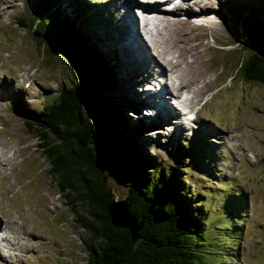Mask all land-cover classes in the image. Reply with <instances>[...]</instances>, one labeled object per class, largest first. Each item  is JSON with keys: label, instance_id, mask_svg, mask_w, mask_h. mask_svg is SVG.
<instances>
[{"label": "rangeland", "instance_id": "374dc122", "mask_svg": "<svg viewBox=\"0 0 264 264\" xmlns=\"http://www.w3.org/2000/svg\"><path fill=\"white\" fill-rule=\"evenodd\" d=\"M5 1V5H0V264H88L86 243L95 246L97 243L77 223L81 217L86 218V207L79 205L74 208L75 213L67 204L68 198L59 191L45 156L51 145L56 144L54 138L29 116L69 89H82V112L87 116L96 92L87 83L78 81L79 62L89 66L86 49L109 63L114 76L111 81L116 86L117 65L110 62L107 53H115L124 60L120 53L93 44L90 34L97 37L99 33L91 28L85 32L89 35L87 42L93 44V49L106 53L93 50L91 45L85 49L81 42V46L72 43L78 42V36L85 39L80 32L85 23L110 33L108 24L114 25L118 19L117 9L110 4L113 0H49L52 8L41 0ZM232 1L221 6L212 0H200L202 6L195 4L197 14L193 13L196 8L187 6L190 16L201 18L193 23L204 27L185 24L178 16L170 20L166 15H158L167 21V24L160 21L161 31L156 29L162 33L150 28L149 34L144 35L150 41L151 51L158 48L154 53H161L160 61L148 59L156 69H164V65L168 67L166 61L176 60L180 71L186 74V82L192 83L197 78L196 71L201 69L210 83L198 95L178 88V95L187 97L188 105L179 109L188 130L175 138L165 137L172 127L165 125L166 129L155 121L149 127L152 130H147L148 126L144 129L143 125L140 130L132 109L140 104L139 96L135 93L128 96L121 86L117 90L111 85L114 90L106 88L100 97L103 103L110 104L113 100L116 104L126 126L123 137L131 140L142 163L150 167L145 171L152 174L155 168L172 172L178 187L183 189L181 199L199 212L190 240L199 258L206 264H264V85L245 83L244 73L239 71L241 60L259 55L264 60V0H259L261 8L254 10L252 5L251 11H244L247 14L237 11L247 5ZM69 5L71 12L66 10ZM50 8L48 18L53 16L54 28L65 17L77 16L76 22L70 24L72 36L75 34L77 39L55 32L48 18L42 25V30L50 33L47 41L42 44L33 39L28 28H36V19ZM95 9L93 15L91 11ZM200 10L209 13L201 15ZM84 12L90 16L88 19L80 17ZM99 14L101 20L97 19ZM18 23L28 28L23 29ZM174 44L179 53H163ZM48 45L54 47L52 52ZM141 60L138 66L149 70L147 59ZM125 64L130 76L131 66L126 60ZM165 76L169 86L173 74L167 71ZM200 80L196 81L195 89L201 88ZM124 81L131 85L129 77ZM131 86L134 90V85ZM151 107L157 109L156 105ZM145 111L146 114L144 108L138 107L140 120L155 119L150 110ZM189 112L194 113V122L189 120ZM29 121L34 129H41L49 137L50 145L40 146L38 133L27 126ZM107 184L117 199L128 193L121 174L107 173Z\"/></svg>", "mask_w": 264, "mask_h": 264}, {"label": "trees", "instance_id": "16d2710c", "mask_svg": "<svg viewBox=\"0 0 264 264\" xmlns=\"http://www.w3.org/2000/svg\"><path fill=\"white\" fill-rule=\"evenodd\" d=\"M41 1L52 8L49 0ZM51 8L36 19L38 25L34 28L46 37L50 33L42 30V25ZM80 17L84 16L80 14ZM51 18L47 20L55 32L72 36L70 24L76 22L77 16L65 17L57 28L53 27ZM72 37L77 39L75 34ZM77 41L72 45L81 46L79 42L85 45L82 36ZM86 50L88 67L97 78L99 90L90 118H83L84 94L75 89L61 91L56 100L29 117L54 138L56 144L51 145L45 156L59 191L68 198L67 204L72 210L79 205L86 207V218L81 217L77 223L97 243V246L86 243L88 264H206L191 243L199 212L181 199L183 189L178 187L172 172L155 168L152 174L145 171L150 167L142 163L131 140L123 137L126 126L116 104L113 100L110 104L103 103L100 97L106 88H115L111 81L114 79L112 68L104 59ZM239 71L244 73L245 83L264 85L262 59L251 57L241 61ZM27 126L38 133L36 138L41 147L49 144V137L41 129H34L30 121ZM107 172L124 177L129 212L142 223L136 244H132L127 230H115L109 224L106 207L114 194L107 185Z\"/></svg>", "mask_w": 264, "mask_h": 264}, {"label": "bare ground", "instance_id": "6f19581e", "mask_svg": "<svg viewBox=\"0 0 264 264\" xmlns=\"http://www.w3.org/2000/svg\"><path fill=\"white\" fill-rule=\"evenodd\" d=\"M69 1L70 0H68V2ZM212 1L215 3L217 2L218 5L222 6V4L227 5V3L230 0H228V1L212 0ZM235 1L244 7H246L245 5H247V7H246L247 9L246 8L245 9L238 8L237 9L238 12H244V11L249 12V11H251L252 5H253L252 7L254 10L255 9L258 10V8L262 7V4L259 0H235ZM123 2L125 4H123ZM5 3H7L5 0H0V5L3 6V5H5ZM136 3H137V1H135V0H115V1L113 0L110 2V4L115 6V8L117 9L116 12L118 13V19L115 20L114 25L111 23L108 24V31L112 35L105 30L100 31V30L95 29L96 28L95 24L92 25V23L91 24L85 23L86 26L83 25V27L81 29L80 28L79 29H80V32L82 34H84V37H85L84 44L85 45H87V46L91 45L92 49L94 48L93 44L103 45L104 48L107 46L108 48L114 49L115 51L120 53V55L123 57L124 60H122L120 57H118L115 53L109 52L106 49L113 56V61H112V56L109 53H107V55L109 56L108 59H110V62H112V63L114 62L115 66L117 65L116 70H118V71H116V73H115L117 84H116L115 88H117V90H118L119 87L121 86L124 90H126L127 95L131 94V93H135V95L138 94V96H139V97H137V101H140V104H138V106L136 108H132L134 111V114L131 112L133 114V117H135L138 120L136 122V123H138L137 127H139L141 130V129H143V127H142V125H143L144 129H146V126H148L147 130H152V128L151 129L149 128L151 125H153L152 120L157 122V120L160 119V116H158V117L154 116L155 119H152L151 117H149L148 119L146 118V120H143L144 121L143 122L142 120H140L141 118H139L137 116V112H138V107L145 108L148 112H149V110L153 111L154 107H151V105L152 106L156 105L157 109H154V110H156L158 112V114L162 116V120L168 128L172 127L171 128L172 130H170V128H169L170 131L168 130V133L164 134L165 137L175 138L182 131H184L186 128L182 126V124H181L182 122L180 123V121L178 119V117L180 116V113L178 111H175L173 108H171L169 106V104L166 102L165 94H171L175 98H179L181 93L178 95L177 91H180L178 89V88H180V89H183L187 93L193 92L194 94L197 93V95H198L200 93V91L203 90L204 88H209L210 83H209V81H206L204 79L205 74L201 69L196 71L197 78H195L192 81V83L186 82L185 81L186 74H183L180 71V68H178V66L176 65V60H174V62L171 60L166 61V66H168V67L165 68V65H164V69L162 68L159 70V69L155 68V65L152 66V64L150 63L151 61H149L148 59L152 58L156 62H157V60L160 61L158 58L159 57L158 55L161 53L160 52L154 53L155 50L158 48H153L154 52L151 51L152 48L149 47L150 41L147 40L146 38H144V35L149 34L150 28H152V29L155 28L156 33H159V31H161L163 29V26H160V23L162 22L164 24L165 23L167 24V21H165L162 18H158L157 15H153V14H151V15H149V14H143V15L137 14L135 11ZM231 3H233L232 0H231ZM189 5H190L189 1L183 0L182 6L185 9H184V12L182 14H178V15L180 17H184V19H180V20L185 21V24L190 25L191 23H193V21H191V19H192L191 18L192 16H190L191 14H188V13H191L187 8V6H189ZM208 7L210 8L211 6H208ZM217 7H219V6H217ZM71 8L72 7L69 5L66 10L71 12ZM228 8H231V7H228ZM215 9L217 10L216 7H215ZM224 9L228 10L227 8H224ZM176 10H178V9H175V11ZM96 11H97V9H95L94 11H91V13L94 15ZM176 12H178V11H176ZM200 12H201V15H204V14L208 15V13H209V11H207V10H200ZM193 13L197 14L198 8H197V12H193ZM223 13H226V12H223ZM245 14H247V13H245ZM201 17L209 18V16H201ZM180 20H178V21H180ZM171 22H175V21H171ZM174 24H176V23H173L171 25H174ZM261 25L263 26V24H261ZM167 26L171 27L170 25H167ZM195 26H198V25H195ZM200 26L204 27L203 24L199 25L198 27H200ZM90 28L97 31V33L101 34V35L97 34V37H95L92 33L90 34L92 37L91 42L93 41L92 42L93 44H91L90 42L89 43L87 42L89 35L85 34V32H88V30ZM157 28H159V31L156 30ZM160 33H162V32H160ZM128 34H130L131 36H129ZM154 44H155V42H154ZM95 49H93V50H95ZM96 50L103 52V53L105 52L104 50H99V49H96ZM191 50H194V48H192ZM147 51H148V54L146 53ZM174 52L179 53V47L177 46V44H174L172 49L163 50V53H171L172 54ZM172 55H174V54H172ZM177 57H179V56H177ZM141 58L144 59V61L147 59V66L149 65V67H148L149 70H147L146 68H143L142 66H140V67L138 66L139 62L142 61ZM125 60L128 61V65L131 66L130 72H131V75H133L134 77L131 75L127 76ZM128 65H127V71H128V68L130 67V66L128 67ZM150 65H151V67H150ZM161 66H163V64ZM134 68H135V70H134ZM151 71L154 72V74H152ZM167 71L168 72L170 71L173 74L174 79H171L169 86L167 85L168 82L166 81V83H165L166 85L164 87H161L158 89L156 87V85L159 83L158 78L162 79V76L167 75ZM140 74H141V76H140ZM144 75H146V77H144ZM125 77L130 78V81H131L130 84L134 85V90H132L133 86L129 85V83L127 81H124ZM199 80L201 81V88L202 89L201 88L195 89L196 88V81H199ZM133 82H134V84H133ZM147 90H149L150 92H145ZM173 91H174V93H173ZM0 93H1V90H0ZM126 102L129 103L131 101H126ZM164 111H166V113ZM127 114L129 115V113H127ZM131 120L133 121V119H131ZM134 130H136V127H134ZM207 133H209V131H207ZM160 135H162V134H160ZM228 136L233 139L232 135L228 134Z\"/></svg>", "mask_w": 264, "mask_h": 264}, {"label": "water", "instance_id": "95a60500", "mask_svg": "<svg viewBox=\"0 0 264 264\" xmlns=\"http://www.w3.org/2000/svg\"><path fill=\"white\" fill-rule=\"evenodd\" d=\"M19 25L23 29L28 28L26 26H22L21 24H19ZM28 31H29L30 35L33 37V39L35 41H37L38 43L40 41L42 44H44L47 41L46 40L47 37L40 34L36 29L28 28ZM56 43H59V42L57 41ZM56 43H54L52 45H54V47H58V44H56ZM262 43H263L262 52L264 54V39L262 40ZM48 46L51 47L49 52H52L54 47H52L51 45H48ZM254 57L263 60V56L259 55L258 57L257 56H254ZM241 61H243V60H241ZM263 62H264V60H263ZM83 63L84 62H79V64H80L79 71H80L81 77H84V78L80 77V78H78V81L80 83H87L89 87L90 86L93 87L92 88L93 91H95L96 93L99 92V90L97 88V85H98L97 78L92 74L90 69H88L86 64L84 63L85 64L84 65ZM80 92L83 93L82 89L80 90ZM96 93L94 94L95 97H94L93 105L98 98ZM83 99L84 98H82V100ZM93 105H92L91 109L88 111L87 116L85 117V115H84L83 118L85 120H88L90 118V114L93 113V111L95 109V107H93ZM107 173H111V172H107ZM107 173H106V179H107ZM106 213H107V216L109 219L110 226L115 230H127L129 235H130V239H131L132 244H136V242L139 240V232L141 230L142 223L135 216L130 214L129 203H128V200L126 199V196L122 199H117L114 196V198L108 203V205L106 207Z\"/></svg>", "mask_w": 264, "mask_h": 264}]
</instances>
